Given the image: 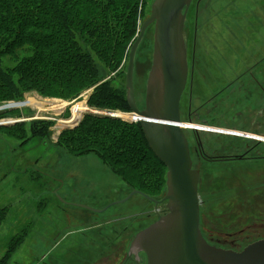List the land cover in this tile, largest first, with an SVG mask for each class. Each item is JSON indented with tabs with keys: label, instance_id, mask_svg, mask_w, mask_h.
Wrapping results in <instances>:
<instances>
[{
	"label": "rangeland",
	"instance_id": "rangeland-1",
	"mask_svg": "<svg viewBox=\"0 0 264 264\" xmlns=\"http://www.w3.org/2000/svg\"><path fill=\"white\" fill-rule=\"evenodd\" d=\"M154 1L143 0L138 31ZM192 2L184 30L189 79L181 116L194 169L200 171V228L218 248L241 252L264 239V0ZM139 35L107 77L115 88L127 90L129 56ZM154 37L152 25L135 59L141 110ZM100 85L74 99L31 91L22 101L0 102V209L6 211L0 259L24 234L10 264H126L132 240L159 220L165 205L157 207L140 195L113 205L131 195L133 185L142 190L143 182L128 169H113L98 154H72L60 145L61 135L88 114L137 121L129 111L90 106ZM79 107L81 118L74 111ZM41 128L45 133L33 137ZM116 170L134 182L127 183ZM166 193L167 186L156 199Z\"/></svg>",
	"mask_w": 264,
	"mask_h": 264
},
{
	"label": "trees",
	"instance_id": "trees-1",
	"mask_svg": "<svg viewBox=\"0 0 264 264\" xmlns=\"http://www.w3.org/2000/svg\"><path fill=\"white\" fill-rule=\"evenodd\" d=\"M144 4L143 0H0V102L22 101L31 91L74 99L101 84L90 97V106L131 112L127 90L115 88L107 77L119 67L139 32ZM42 131L35 130L32 136ZM60 145L72 154H98L113 169H128L143 182L142 187L136 183L142 190L133 185L135 190L153 199L167 186L168 168L153 154L140 123L88 114L78 127L61 135ZM115 172L127 183L134 182L123 171ZM5 217L6 211L0 209V226ZM22 239L24 234L10 243L0 264H10Z\"/></svg>",
	"mask_w": 264,
	"mask_h": 264
},
{
	"label": "water",
	"instance_id": "water-1",
	"mask_svg": "<svg viewBox=\"0 0 264 264\" xmlns=\"http://www.w3.org/2000/svg\"><path fill=\"white\" fill-rule=\"evenodd\" d=\"M192 1L155 0L151 15L142 24L130 52L125 87L127 102L131 112L145 119L140 124L150 149L168 168L167 193L162 200H156L135 190L113 205L124 204L140 195L157 207L165 205L168 213L136 235L126 264H264V239L241 252L225 251L208 242L200 228V171L194 169L185 133L187 128L181 116V102L189 79L184 30ZM152 25L155 26L153 65L149 72L145 109L141 110L134 87L135 59ZM78 207L98 214L105 211L85 205Z\"/></svg>",
	"mask_w": 264,
	"mask_h": 264
},
{
	"label": "bare ground",
	"instance_id": "bare-ground-1",
	"mask_svg": "<svg viewBox=\"0 0 264 264\" xmlns=\"http://www.w3.org/2000/svg\"><path fill=\"white\" fill-rule=\"evenodd\" d=\"M135 69V68H134ZM30 103L32 104V101H30ZM58 103H60V102H58ZM57 105V104H56ZM64 106V105H63ZM62 107V106H61ZM55 108H57V106L56 107H53L52 109H55ZM83 108L82 109H80V107L79 108H76V109H74V111H75V113H76V117H80L81 118V116H80V113L81 112H83ZM131 114H133V116L134 117H136L137 118V121L140 123L141 121H144L145 119H143L141 116H139V115H136L135 113H133V112H131ZM132 117V116H131ZM80 118H78L79 120H80ZM165 210L167 211V209H166V207H165ZM201 212V211H200ZM167 213H168V211H167ZM166 213V214H167Z\"/></svg>",
	"mask_w": 264,
	"mask_h": 264
},
{
	"label": "flooded vegetation",
	"instance_id": "flooded-vegetation-1",
	"mask_svg": "<svg viewBox=\"0 0 264 264\" xmlns=\"http://www.w3.org/2000/svg\"><path fill=\"white\" fill-rule=\"evenodd\" d=\"M197 151H198V149H197ZM197 154H199V152L197 153ZM164 206V205H163ZM160 207V206H159ZM162 209V208H161ZM160 213H159V218L160 217H162V216H164L166 213H167V211L165 210V207L163 208V210L161 211H159ZM224 244H225V242H224Z\"/></svg>",
	"mask_w": 264,
	"mask_h": 264
},
{
	"label": "built area",
	"instance_id": "built-area-1",
	"mask_svg": "<svg viewBox=\"0 0 264 264\" xmlns=\"http://www.w3.org/2000/svg\"><path fill=\"white\" fill-rule=\"evenodd\" d=\"M110 115H112L113 116V114H110ZM117 118V117H116ZM132 122H135V123H137L138 121H132Z\"/></svg>",
	"mask_w": 264,
	"mask_h": 264
},
{
	"label": "crops",
	"instance_id": "crops-1",
	"mask_svg": "<svg viewBox=\"0 0 264 264\" xmlns=\"http://www.w3.org/2000/svg\"><path fill=\"white\" fill-rule=\"evenodd\" d=\"M257 82V81H256ZM264 106V105H263Z\"/></svg>",
	"mask_w": 264,
	"mask_h": 264
}]
</instances>
